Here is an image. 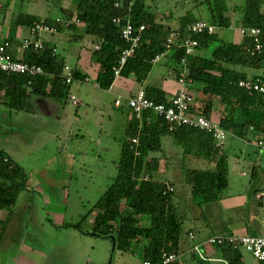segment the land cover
<instances>
[{
  "label": "trees",
  "instance_id": "1",
  "mask_svg": "<svg viewBox=\"0 0 264 264\" xmlns=\"http://www.w3.org/2000/svg\"><path fill=\"white\" fill-rule=\"evenodd\" d=\"M234 0H197L176 18L177 27L171 29L162 23L164 12L149 8L144 0H78L73 10L59 9L60 24L55 18L25 15L20 18L28 30L33 23L43 21L56 25L57 32L64 29L76 30L83 27L82 34H72L69 42H82L89 36L96 42V49L90 53L91 62L97 65L95 82L101 90H108L116 79L112 69L118 64L120 54L128 48L121 38V30L129 21L133 26H144L141 40L134 53L122 67L119 77H132L141 83L152 70L151 60L165 49L170 33L180 35L185 28L201 20L194 12L205 9L209 15L206 21L218 30L227 29L235 23L244 28L264 29V0H235L241 6L233 5L239 12L234 20L228 3ZM178 2V3H176ZM173 2L185 6L188 0ZM171 5V7H174ZM187 6V5H186ZM172 10L171 8L167 9ZM167 12V11H166ZM171 17V16H168ZM233 19V20H232ZM118 20V22H114ZM234 21V22H233ZM214 34L203 32L191 36L196 40L197 48L192 55H186L182 48L172 46L169 56L170 66L176 76L184 60L186 79L196 87L195 100L202 105L193 109L195 114H204L210 119L217 115L216 123L226 133L239 140L255 136L264 140V97L256 92L238 87L239 81L253 80L237 70L243 68L261 69L264 55L248 53L252 47V38L241 36L240 43H227ZM264 48V30L261 35ZM7 52L12 50V44ZM21 44V41H20ZM178 44V42H177ZM55 47L42 41V48L34 50L29 46L13 59L43 68L45 74L35 78L0 72V103L15 112L31 114V99L41 97L64 105L69 99L71 85L84 83L87 75L76 69H69L71 82L66 83L65 63L55 55ZM198 51V52H196ZM147 99L168 104L164 93L154 87H144ZM169 137L177 148H181L180 169L173 180L166 177L167 168L159 171L157 158L150 155L161 151V138ZM132 140H136L133 143ZM258 152L259 149H257ZM0 211L14 206L20 192L26 190L27 174L24 169L0 149ZM207 161L206 169L187 166L186 160ZM253 167L256 168L254 165ZM228 156L224 145L216 146L211 134L188 127H175L169 130L168 124L150 111L136 118L131 111L127 121L124 138L120 143V155L116 165V176L108 188L94 202L86 213L80 215L79 228L93 212L92 235L98 237L113 236L116 250L128 252L134 243H143L142 260L157 263L161 251L180 255L183 243L189 239L192 230L184 228L185 216L174 204L177 182L189 187L192 203L201 207L204 204L221 200L223 192L229 187ZM173 191L166 193V186ZM210 236V235H209ZM190 240V239H189ZM228 264H243L239 249L229 245L215 248ZM179 260L171 264H178ZM264 264V262H258Z\"/></svg>",
  "mask_w": 264,
  "mask_h": 264
},
{
  "label": "crops",
  "instance_id": "2",
  "mask_svg": "<svg viewBox=\"0 0 264 264\" xmlns=\"http://www.w3.org/2000/svg\"><path fill=\"white\" fill-rule=\"evenodd\" d=\"M40 1L41 0H0V42H10L12 44L10 54L15 57H19L22 53L19 50L20 41L28 36V28L23 26V22L19 23L20 18L25 15L37 16L40 18H53V16L49 14H43L45 10H51V8H48L49 6L45 4H42L44 6L39 10L41 14L31 13V6H40ZM66 3L67 4L64 6H55L54 10H57V12L61 8L73 10L77 4L71 2V0ZM236 5L241 6L240 2ZM189 8V6H184L177 15L167 18L163 16L161 22L171 27V29H175L177 27L176 18L183 15ZM262 12H264V9H262ZM196 13H198L197 10L194 12L195 16ZM231 15L235 20L236 17L239 16V12L234 9ZM229 28H234L236 32H238V24L233 23ZM65 31L75 32V30L64 29L56 35L43 36L42 41L50 47H55V55L64 61L68 69H76L87 75L86 78L89 80L88 83L75 84H87L91 85L93 89L101 90L96 86L95 82L98 67L91 62L90 58V53L96 49V42L89 36H85L82 42L71 43L69 42V37L75 33L65 34L63 37L62 34H64ZM82 33H77V35ZM240 41L241 36L236 43H240ZM171 54L172 51H169L166 55L159 58L157 62L151 63L152 70L141 83L135 82L131 76L128 78L118 77L108 90H104L113 92V108L123 110V114H125L121 115L124 118L118 123L121 125L120 128L122 133L125 132L126 124L131 114V110L126 105V99L134 96L139 89H144L146 86L157 88L164 93L166 100H169L178 92L179 85L177 83V77L175 78L176 72L174 73L172 68L169 67L170 62L168 60ZM162 59H165L164 63H160ZM161 64L166 68L165 75L162 74L161 71H157V69L156 71L154 70L156 66ZM88 68L91 69L93 73L92 78L87 72ZM237 70L245 73L249 78L256 79L257 77H264V65L261 69L243 68ZM147 79L150 82H148ZM198 88L199 87L189 88L188 90L190 94L194 96L196 108L202 106L195 100L196 89ZM70 95H72L71 92ZM98 98L101 97L94 93L93 99L90 101L93 111L97 115H99V113H97L96 110H99L103 105L101 99ZM121 101L123 103H121ZM77 102L78 103L75 105L76 108L79 106V103H81V99L77 100ZM77 110L78 108L76 109L75 115L78 114ZM210 116V119L216 122L217 115L212 113ZM99 125L101 127L102 122ZM70 136V134L65 135V142L66 138ZM234 139L236 144L242 142L246 147L253 146V148L257 150L255 147V136H250L246 140ZM170 140L172 139L170 138ZM171 143L172 146H170L168 148L169 151H167L168 155H164L162 151L150 155L151 158L158 159L159 171L165 168L172 169L167 171V174L177 173L181 167L180 161L183 159L181 156L182 149L177 148L173 140ZM0 149H2L13 161H17V158L11 156L2 146ZM177 150L179 153H177ZM224 151H227V145H224ZM171 154L176 156L174 158H178V161H175L173 157L171 158ZM238 155L239 156H236L232 162L244 161L247 163L249 170V173L246 171H239V175L241 177L249 175L252 181L258 180L259 183L257 187L253 186V188L250 187V183L243 186L242 188L244 189H241L244 192L241 198L231 199L224 197V200L214 202L215 204L222 203V201L226 202L222 205L224 209L222 208L223 214L221 216L223 221L221 222L226 225V228H228L227 231L219 227L220 230L216 228L218 231H211L209 229L210 225H214L216 218L213 216L208 218L209 216L203 212V207L209 203L201 207L195 206L191 201L189 187L180 182H177L175 185L174 204L179 210L184 212V225L186 226V230H192L191 233L195 235L193 240L188 239L183 243L178 264H220L216 261H201L189 252L193 245L200 243L209 235L234 234L253 236L256 234L264 236V197L258 198V195H264V160L258 164L254 157L247 158L246 152L242 150H240ZM165 157L166 161L164 160ZM229 160L230 158H228V164ZM185 162L187 166L190 165L196 169H206V167L210 165L207 161L197 159H189V161L186 160ZM237 162L236 164H238ZM254 165L256 168L253 167ZM59 186L62 189H66L63 184ZM38 188L43 189L45 193L44 196L41 195L40 198H37L38 200L32 197L26 203L27 199L25 200L24 197L27 196V193H22L25 192L22 191L19 193L12 209L0 211V264H142L144 242L134 243L131 250L128 252H120L115 249L116 245L113 236L98 237L92 235V221L95 212L91 213L84 221V223H87L85 230L82 228V224L79 228L75 227L79 221L80 215H82V212L79 210L80 207L83 208L84 202L90 203L92 199L88 200L87 196L77 197V202L74 201L73 205L69 206L65 199L66 195L61 196L55 192L49 193V190H52L49 187L41 188L39 186ZM85 188L89 189L87 185ZM75 191H78V187L75 188ZM52 204H54V206H52ZM49 206L53 207V212L46 213L44 207ZM37 207H39L38 213ZM59 207L62 208L61 211L58 210ZM56 212H58V214ZM228 222H230V224H228ZM200 249L209 259H222L215 248L201 246ZM242 262L245 264L243 255Z\"/></svg>",
  "mask_w": 264,
  "mask_h": 264
},
{
  "label": "rangeland",
  "instance_id": "3",
  "mask_svg": "<svg viewBox=\"0 0 264 264\" xmlns=\"http://www.w3.org/2000/svg\"><path fill=\"white\" fill-rule=\"evenodd\" d=\"M54 1L57 5L54 4ZM68 1L41 0L40 6H31V13L41 14L39 10L44 6L42 4H45L51 10H45L43 14H49L55 18L57 16V10L55 11L54 7L64 6ZM144 1L149 8H157L161 12L165 11V18L177 15L184 7L182 5H174L173 2L180 0ZM195 1L197 0H188V3L183 5H187L186 7H188L190 2L193 4ZM71 2L77 3L78 0H71ZM237 3L239 1H230L228 3L229 9H233V5ZM171 5H174V7H171ZM168 8L172 10L168 11ZM190 8H192V5H190ZM262 9H264V5ZM197 16L201 20H209V15L203 8L199 13H196L195 17L199 18ZM82 32L83 27L78 26L75 32L65 31L62 35L64 37L65 34ZM217 36L219 40L227 43H236L240 38V35H238V32L234 28L218 30ZM164 62L165 59H162L160 63ZM156 69L157 71H161L162 74H166V68L162 64L156 66L154 70L156 71ZM87 72L92 78L93 73L91 69L88 68ZM170 74L172 76L171 72ZM148 82L150 81L148 80ZM91 87V85L87 84H72L70 89L71 94L76 96L77 100L81 99V103L77 107V115H75L77 108L69 99H67L64 105H61L54 100L33 97L31 99V114L15 112L0 103V147L2 146L11 156L17 158L16 162L27 174L26 190L22 192L27 193V196L24 197L25 200L27 199L26 203L32 197L37 199L41 195L44 196L45 193L43 189L38 188L39 186L41 188L49 187L52 189L51 191L49 190V193L55 192L61 196L66 195L65 199L69 206L73 205L74 201L77 202V197L87 196L88 200L92 199L90 203L84 202L83 208L80 207L79 210L84 214L110 185L112 178L116 176V165L120 155V143L124 138V132L122 133L121 125L118 123L124 118L121 115L125 114H123V110L113 108V92L96 90ZM192 88H195V86L193 85ZM94 93L101 97L98 99H101L103 104L99 110H96L99 115L94 113L90 102L93 99ZM121 103L123 102L121 101ZM100 121L102 122L101 127L99 125L101 123ZM63 132L65 135H71L66 138V142ZM171 141L169 137L161 139V151L164 155H168V148L172 146ZM235 142L234 137L230 136H227L224 142V145H227L226 153L228 158H230L228 164L230 185L223 192V195L231 199L241 198L244 192L242 190L244 188L242 187L246 184L250 183V187L253 188V186L257 187L259 183L258 180L252 181L249 175L246 177L239 175V171L249 173L246 162L236 161L238 164L232 162L236 156H239L238 153L240 150L246 152L247 158L254 157L258 164L264 160V154L255 150L253 146L246 147L242 142L238 141L239 143L237 144ZM172 157L174 158L176 156L172 155ZM164 160L166 161V157ZM175 161H178V158ZM170 170L172 169H167V171ZM178 176L179 174L173 173L166 175L171 180ZM60 184H63L66 189H62L59 186ZM86 185L89 189L85 188ZM76 187H78V191H75ZM224 197L221 200H224ZM223 203L226 202L222 201V203L218 204L209 203L208 205L205 204L206 206L202 205L204 206L203 212L209 216L208 218L212 216L216 218L214 225L211 224L209 228L213 232L220 230L219 228L224 231L228 230L226 225L221 222L223 221L221 216L223 214ZM52 206L44 207L45 212H53ZM36 209L38 213L39 207ZM61 209V207L58 208L59 211ZM56 213L58 214V212ZM86 226L87 223L83 222L82 228L84 230ZM184 228L186 229V226ZM253 236L259 235L255 234ZM240 252L243 255L245 264H258L247 251L241 248Z\"/></svg>",
  "mask_w": 264,
  "mask_h": 264
},
{
  "label": "built area",
  "instance_id": "4",
  "mask_svg": "<svg viewBox=\"0 0 264 264\" xmlns=\"http://www.w3.org/2000/svg\"><path fill=\"white\" fill-rule=\"evenodd\" d=\"M118 22V20H114ZM55 23L60 24L61 20L55 18ZM264 30V29H263ZM260 28H244L241 25L238 26V33L240 36L248 35L252 38V47L249 48L248 53L251 55L260 54L264 55V48L261 44L262 31ZM144 31V26L140 25L138 27L133 26L129 21H126L122 30L121 38L128 43V48L123 50L120 54L118 64L113 67L112 72L115 78L119 77L120 71L127 59L131 57L137 48L142 33ZM217 28L210 25L206 21H196L185 28V31L180 35L177 32L170 33L169 37L166 39L164 51L155 56L151 63H155L162 56L166 55L171 51L172 46H178L182 48L186 55H192L196 48L197 42L192 39L191 36L196 34H201L206 32L207 34H214ZM57 28L56 25H48L43 21L35 22L32 24L28 30V36L21 41L19 45V50L24 51L29 46H32L34 50H39L42 48V37L45 35H56ZM178 42V44H177ZM7 41L0 42V72L25 75L28 78H35L45 74L43 68L39 65L27 64L18 60L13 59L10 53L7 52L9 47ZM65 81L66 83L71 82V75L68 67L65 68ZM186 67L184 60L181 61V67L177 74V83L179 85L178 92L168 100V104H158L146 98L144 89H139L136 94L132 97L126 99L127 107L135 114L136 118H140L143 112L150 111L154 115L161 117L168 124L169 130L175 127H188L192 129L202 130L212 135L216 142V146L224 145L227 138V133L219 125L207 118L204 114H195L193 109H197L194 98L188 91L192 88L193 84L190 80L186 79ZM85 83L89 80L85 79ZM98 87V85L96 84ZM238 87L256 92L264 97V77H257L254 80L239 81ZM69 100L73 105H76L77 99L75 96L70 95ZM118 104V103H117ZM136 143V140H132ZM255 147L259 149L260 152L264 154V140H255ZM6 161L5 158L0 156V160ZM173 187L167 185L166 193L172 192ZM264 197L263 194L258 195V198ZM195 235L189 233V239L193 240ZM222 245H229L232 249H244L247 251L252 258L257 262H264V236H248V235H210L204 238L200 243L193 245L189 252L195 255L201 261H216L220 264H228L223 259H209L201 251L200 247L216 248ZM176 260H180V255L174 253H166L161 251V258L159 262L155 264H171ZM142 264H153L149 261H143Z\"/></svg>",
  "mask_w": 264,
  "mask_h": 264
}]
</instances>
